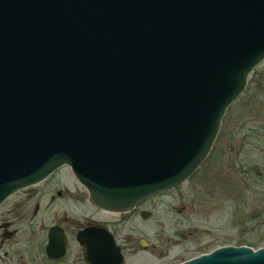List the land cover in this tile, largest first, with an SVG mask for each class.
Masks as SVG:
<instances>
[{
    "label": "water",
    "instance_id": "1",
    "mask_svg": "<svg viewBox=\"0 0 264 264\" xmlns=\"http://www.w3.org/2000/svg\"><path fill=\"white\" fill-rule=\"evenodd\" d=\"M263 60L264 0H0V203L62 167L115 213L178 186ZM75 240L83 263L122 264L105 229ZM174 264H264V245Z\"/></svg>",
    "mask_w": 264,
    "mask_h": 264
},
{
    "label": "rangeland",
    "instance_id": "2",
    "mask_svg": "<svg viewBox=\"0 0 264 264\" xmlns=\"http://www.w3.org/2000/svg\"><path fill=\"white\" fill-rule=\"evenodd\" d=\"M248 78L252 82L247 80L243 92L227 108L212 148L201 165L184 182L157 193L147 201L144 206L151 212L147 220L137 218L133 223H125L118 232L121 244H129L125 236H131L130 241L137 252L142 250L140 239L155 246L149 247L154 251L151 257L138 256V253L131 256L126 264H174L217 246L236 245L242 239L257 241L262 236L264 60ZM58 178L69 184L72 191L81 190L66 167L56 172L51 180L57 181ZM49 190L45 187L47 195L38 197L40 206H46V209H41L34 216V202L29 197L20 204L19 216L25 220L29 218L30 222L18 223L21 230L15 237L14 246L7 250L5 242L3 245L0 243V264H22L23 259L28 261L26 264H84L74 241L71 242L69 256L58 263H47L37 251V239L32 233L41 222L45 225L54 223V215L60 217L62 210L81 224L84 218L100 220L82 206H72L69 198L66 199L69 205L63 199L57 204L51 203ZM15 197L16 200L25 198L22 192ZM17 215L16 212L12 219ZM70 226L73 234L77 226ZM258 244L264 245V239Z\"/></svg>",
    "mask_w": 264,
    "mask_h": 264
},
{
    "label": "flooded vegetation",
    "instance_id": "3",
    "mask_svg": "<svg viewBox=\"0 0 264 264\" xmlns=\"http://www.w3.org/2000/svg\"><path fill=\"white\" fill-rule=\"evenodd\" d=\"M60 169H57L56 171L51 173L48 177H46L42 181L14 192L13 194L5 198L0 203V218H1L0 243L3 245L5 242V247L7 250L8 248H11L12 246H14L16 243L15 237L19 235V229L21 230V227L17 226L18 223L20 221L30 222L29 218L25 220L24 218H22V216L21 217L19 216V213L21 212L20 204L24 202L23 200L29 197L28 199L34 202L33 216L35 215V213L39 212L41 209L42 210L46 209V206H43V207L40 206L38 197L41 196L42 194L45 195L46 194L45 187L47 188L49 187L50 189L49 193H51L49 195V200L51 203L55 202L54 204H57L59 203L58 200L63 199V201H66V203L68 204L66 199L69 198L71 199L69 200L70 201L69 203L72 206L74 207L82 206L81 208L84 209L87 213L97 215L100 218V220L84 218V223L81 224L79 222H76L75 219L69 217L66 214V212L62 210L63 212L60 217H57L56 215H54V223H50L48 225H45L43 222H41V224L39 223L36 228V231L32 233V236L34 239H37V245H36L37 251H39L41 258L47 263H58V262L66 260V258L70 254L69 252H70L72 241H74L79 247L80 258L82 261L81 246L75 240V234L78 230L83 229L87 226L101 227L105 229L112 236L114 244L119 248V252L122 255V264H126L128 259L131 256H135L138 253H139L138 256H143V257H151L153 255L154 251L151 250L150 248H154L155 246L152 243H148L146 240L140 239L139 244L142 250L140 252H137L138 249L134 248L132 241H130L131 236L130 235L125 236L129 244H121L118 241V232L121 230V228H124V226L126 225L125 223H133V221L137 218L140 220H147L151 212L144 205L154 195H156L157 193H162V191L156 192L142 199L141 201L135 204L132 210L128 212L115 213V212L105 211L103 209L97 208L89 204L86 198L87 195H86L84 188L73 179L70 173L69 174L71 178L81 188V190L75 189L72 191L71 186L69 184L66 185L64 180L63 179L60 180V178H58L57 181L56 180L52 181L51 180L52 177ZM53 188L54 190H52ZM20 192L24 193L25 198H20L16 200L15 196L19 194ZM16 212L18 213V215L12 219V216L15 215ZM102 218H104V220H102ZM71 224H76L77 226L75 230L73 231V234H72V226H70ZM53 226L58 227V229L62 231V234L65 239V251L62 257H54L57 254H59V247L61 245V239L58 235L55 237L57 243L55 244L54 248L50 251L51 253L50 257L46 256L44 252V248L47 243L48 229ZM2 253L4 255L6 254L5 251H3ZM0 259H2V257ZM27 262L23 259L22 264H26Z\"/></svg>",
    "mask_w": 264,
    "mask_h": 264
},
{
    "label": "trees",
    "instance_id": "4",
    "mask_svg": "<svg viewBox=\"0 0 264 264\" xmlns=\"http://www.w3.org/2000/svg\"><path fill=\"white\" fill-rule=\"evenodd\" d=\"M251 82H252V79L251 78L250 79L248 78V83H251ZM258 82H259V80L256 79V83H258ZM262 233H263L262 236L257 241L256 240H245V239H242V240H239L236 245L245 244V245H248V246H251V247H254V248L255 247H259V244L258 243L261 240L264 239V231ZM260 246H262V245H260Z\"/></svg>",
    "mask_w": 264,
    "mask_h": 264
}]
</instances>
